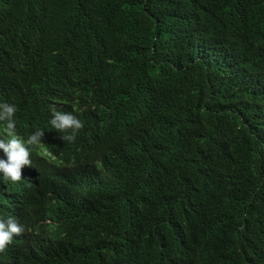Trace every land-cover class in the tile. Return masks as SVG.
<instances>
[{"label":"trees","instance_id":"1","mask_svg":"<svg viewBox=\"0 0 264 264\" xmlns=\"http://www.w3.org/2000/svg\"><path fill=\"white\" fill-rule=\"evenodd\" d=\"M0 101V264H264V0H0Z\"/></svg>","mask_w":264,"mask_h":264},{"label":"clouds","instance_id":"2","mask_svg":"<svg viewBox=\"0 0 264 264\" xmlns=\"http://www.w3.org/2000/svg\"><path fill=\"white\" fill-rule=\"evenodd\" d=\"M17 106L8 101H0V122H6L5 135L0 137V151L5 158H0V180L15 183L21 181L22 169L31 167V147L43 145L42 137L44 131L36 129L25 139L17 133ZM51 127L60 133H64L62 140L74 141L76 133L84 127V122L71 112L57 111L49 121ZM45 154L52 156L51 152L45 150ZM25 231L17 219L9 216L0 219V252H3L11 243L14 234Z\"/></svg>","mask_w":264,"mask_h":264}]
</instances>
